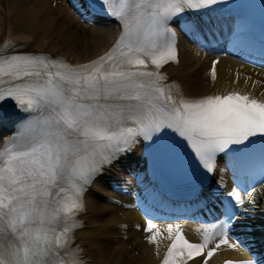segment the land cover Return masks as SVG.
Returning <instances> with one entry per match:
<instances>
[{"label": "snow or ice", "instance_id": "1", "mask_svg": "<svg viewBox=\"0 0 264 264\" xmlns=\"http://www.w3.org/2000/svg\"><path fill=\"white\" fill-rule=\"evenodd\" d=\"M221 2L100 0L122 30L104 55L86 64L15 51L5 41L0 103L14 101L30 118L0 146V264H86L78 255L82 249L73 247L74 232L83 227L77 216L85 208L86 187L141 138L159 139L171 130L207 174L216 171L220 154L243 153L257 142L264 157V100L238 91L186 99L178 84L164 83L168 77L159 71L170 61L179 63L170 22ZM187 25L182 30L193 31L196 22ZM246 203L238 187L228 191L223 217L197 229L199 243L187 239L180 224H169L164 231L170 243L161 264H188L205 250L207 264L222 245L243 247L234 232L254 227L241 218H250ZM145 231L159 255L161 229L149 218Z\"/></svg>", "mask_w": 264, "mask_h": 264}, {"label": "bare ground", "instance_id": "2", "mask_svg": "<svg viewBox=\"0 0 264 264\" xmlns=\"http://www.w3.org/2000/svg\"><path fill=\"white\" fill-rule=\"evenodd\" d=\"M117 34L113 26L83 22L65 0H0V50H4L7 41L15 45L19 52H45L70 62L85 63L105 52ZM213 61H218V79L214 86L211 82ZM166 70L170 81L178 84L191 99L217 95L236 83L238 71L244 74L252 72L222 57L212 59L209 54L188 43L181 46L178 65H169ZM259 76L264 77V73ZM240 80V84L248 88L253 84L251 80L246 82L247 78L243 75ZM253 92L263 91L255 86ZM120 173L124 175L116 179L123 180L127 189H131L132 183L131 187L129 183L132 179L130 177L128 182L129 177L126 176H130L132 171L125 168ZM94 184L86 195V213L83 216L86 228L75 235L86 256L93 264H156L157 244H150L147 240L150 234L143 235L141 227L137 228L141 220L138 210L127 206L133 205L132 195L126 193L121 202L109 203L104 200L106 192L100 188L101 185L97 181ZM252 196L258 205L257 211H249L251 216L246 218L254 227L251 232L245 229L243 234L255 236L257 226L264 223V194L257 192ZM127 223L128 227L122 228ZM164 232L158 237L159 251L169 241L167 232ZM238 253L235 249L222 246L215 257L207 259V264H221L224 259L235 257ZM192 264H199V261Z\"/></svg>", "mask_w": 264, "mask_h": 264}]
</instances>
